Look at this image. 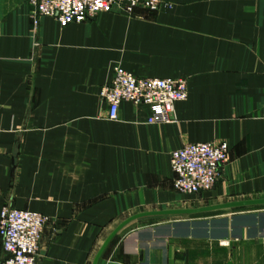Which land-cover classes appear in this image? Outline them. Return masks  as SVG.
Here are the masks:
<instances>
[{
  "label": "crops",
  "instance_id": "0c3cea01",
  "mask_svg": "<svg viewBox=\"0 0 264 264\" xmlns=\"http://www.w3.org/2000/svg\"><path fill=\"white\" fill-rule=\"evenodd\" d=\"M170 1L62 25L0 0V212L50 217L38 264H94L137 215L98 264H264V0ZM115 67L186 79L174 121L108 119ZM221 141L215 187L178 192L172 151Z\"/></svg>",
  "mask_w": 264,
  "mask_h": 264
},
{
  "label": "built area",
  "instance_id": "2783aa9c",
  "mask_svg": "<svg viewBox=\"0 0 264 264\" xmlns=\"http://www.w3.org/2000/svg\"><path fill=\"white\" fill-rule=\"evenodd\" d=\"M39 17H53L62 25L119 10L132 13L140 5L151 11L171 8L170 0H27ZM108 104V119L119 120L124 102L149 107V124L174 121L176 106L188 99V81L183 78L141 77L115 67L112 80L100 92ZM230 159L225 141L186 143L171 153L175 188L182 194L212 190ZM50 217L31 210L4 206L0 212V239L6 258L1 264H38L42 239Z\"/></svg>",
  "mask_w": 264,
  "mask_h": 264
},
{
  "label": "water",
  "instance_id": "95a60500",
  "mask_svg": "<svg viewBox=\"0 0 264 264\" xmlns=\"http://www.w3.org/2000/svg\"><path fill=\"white\" fill-rule=\"evenodd\" d=\"M251 202H248V203H245V204H250ZM254 203H264V200L263 201H255ZM190 213V212H194V211H166V212H162V213H170V214H180V213ZM161 212H156L154 214H162ZM139 216L141 215H137V216H134V217H131L129 219H127L126 221H124L111 235L110 237L106 240V242L104 243L103 247L101 248L100 252L98 253L96 259H95V262L94 264H98V261L101 257V255L103 254L104 250L106 249V247L108 246V244L111 242V240L114 238V236L122 229L124 228L128 223H130L131 221H133L134 219L138 218Z\"/></svg>",
  "mask_w": 264,
  "mask_h": 264
},
{
  "label": "rangeland",
  "instance_id": "374dc122",
  "mask_svg": "<svg viewBox=\"0 0 264 264\" xmlns=\"http://www.w3.org/2000/svg\"><path fill=\"white\" fill-rule=\"evenodd\" d=\"M171 2V1H170ZM172 3V2H171ZM173 5V4H172Z\"/></svg>",
  "mask_w": 264,
  "mask_h": 264
}]
</instances>
